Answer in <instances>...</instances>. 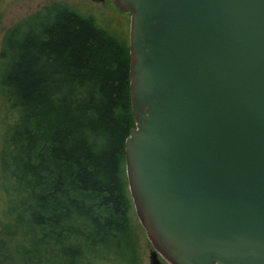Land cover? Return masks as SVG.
<instances>
[{"label": "water", "instance_id": "obj_1", "mask_svg": "<svg viewBox=\"0 0 264 264\" xmlns=\"http://www.w3.org/2000/svg\"><path fill=\"white\" fill-rule=\"evenodd\" d=\"M113 1L130 17L125 173L149 264H264V0Z\"/></svg>", "mask_w": 264, "mask_h": 264}, {"label": "trees", "instance_id": "obj_2", "mask_svg": "<svg viewBox=\"0 0 264 264\" xmlns=\"http://www.w3.org/2000/svg\"><path fill=\"white\" fill-rule=\"evenodd\" d=\"M129 61L61 2L5 32L0 264H142L125 173Z\"/></svg>", "mask_w": 264, "mask_h": 264}, {"label": "rangeland", "instance_id": "obj_3", "mask_svg": "<svg viewBox=\"0 0 264 264\" xmlns=\"http://www.w3.org/2000/svg\"><path fill=\"white\" fill-rule=\"evenodd\" d=\"M53 2L64 3L80 16L93 19L97 26L129 47L130 17L119 11L113 0H106L104 3H95L89 0H2L0 2V50L2 38L9 28ZM3 114L4 102L0 94V138ZM129 219L137 234L142 264H149V252L153 249V246L138 219L132 200ZM160 260L163 264H171L162 257H160Z\"/></svg>", "mask_w": 264, "mask_h": 264}, {"label": "flooded vegetation", "instance_id": "obj_4", "mask_svg": "<svg viewBox=\"0 0 264 264\" xmlns=\"http://www.w3.org/2000/svg\"><path fill=\"white\" fill-rule=\"evenodd\" d=\"M105 1H106V0H105ZM105 1H104V2H105ZM104 2H101V3H104Z\"/></svg>", "mask_w": 264, "mask_h": 264}]
</instances>
